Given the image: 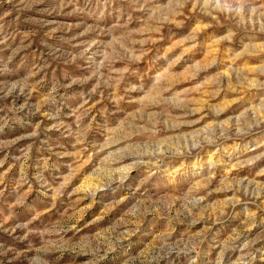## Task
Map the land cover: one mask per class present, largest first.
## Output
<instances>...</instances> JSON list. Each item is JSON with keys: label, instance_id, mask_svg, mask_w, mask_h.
<instances>
[{"label": "rangeland", "instance_id": "1", "mask_svg": "<svg viewBox=\"0 0 264 264\" xmlns=\"http://www.w3.org/2000/svg\"><path fill=\"white\" fill-rule=\"evenodd\" d=\"M0 264H264V0H0Z\"/></svg>", "mask_w": 264, "mask_h": 264}]
</instances>
